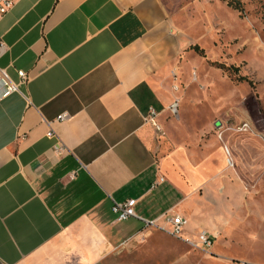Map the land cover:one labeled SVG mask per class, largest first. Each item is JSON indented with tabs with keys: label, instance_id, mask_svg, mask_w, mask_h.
Returning <instances> with one entry per match:
<instances>
[{
	"label": "crops",
	"instance_id": "1",
	"mask_svg": "<svg viewBox=\"0 0 264 264\" xmlns=\"http://www.w3.org/2000/svg\"><path fill=\"white\" fill-rule=\"evenodd\" d=\"M0 43V67L29 77L0 101V264H227L112 210L135 199L138 217L166 230L180 214L183 236L206 232L212 250L239 219L222 149L231 129L221 140L217 120L190 147L145 121L154 109L173 126L169 81L188 50L162 0H19ZM217 250L264 264L251 243Z\"/></svg>",
	"mask_w": 264,
	"mask_h": 264
},
{
	"label": "rangeland",
	"instance_id": "2",
	"mask_svg": "<svg viewBox=\"0 0 264 264\" xmlns=\"http://www.w3.org/2000/svg\"><path fill=\"white\" fill-rule=\"evenodd\" d=\"M162 2L188 50L169 81L173 99L180 101L179 113L173 115L169 110L167 122L173 126L168 131L156 120L157 132L164 139L192 147L201 137L214 135L210 127L217 120L231 129L226 142L234 167L228 168L236 181L233 193L239 219L226 235H215L211 252L197 255L216 256L229 264L237 258L218 256L217 249L239 250V243L264 247V0H241L242 13L225 0ZM194 47L203 50L204 56ZM214 63L233 69L226 72ZM244 125L247 130L232 131ZM241 198L248 201L252 212ZM131 244L138 243L121 246L120 252H131Z\"/></svg>",
	"mask_w": 264,
	"mask_h": 264
},
{
	"label": "built area",
	"instance_id": "3",
	"mask_svg": "<svg viewBox=\"0 0 264 264\" xmlns=\"http://www.w3.org/2000/svg\"><path fill=\"white\" fill-rule=\"evenodd\" d=\"M19 0H0V19H2L17 3ZM0 47L2 48V45L0 43ZM18 80H14L11 75L9 74L8 70L5 68L0 67V101L9 97L10 95L14 93H19L21 91V87L25 85L29 81V77L24 71H18ZM178 87H176V90ZM179 107H180V101L179 99H175L173 104L170 106V111L173 115H176L179 113ZM158 116V113L154 109L150 110V113L147 117H145V121L152 123L158 130H160V127L156 121V118ZM69 118L68 114H63L60 117H58L59 121H65ZM219 129V137L222 140L223 133L225 131V128L222 123L217 125ZM247 125H244V127L235 128L234 130L236 132H243L244 130H247ZM49 136H53V133H50ZM225 152L227 154V164L228 167H234V162L232 159L231 150L228 146H224ZM164 181V179H161ZM137 205V200L130 199L123 203L114 202L112 210L115 215H117L118 221H127L132 218H138L142 220L145 224L146 229H158L166 232L170 236L182 241L186 245H188L193 250L203 251V252H211L214 244L213 236L206 232H202L198 235L196 239H190L183 236V231L185 227L187 226V219L186 217L180 215V214H172V215H166L164 217V222L167 225L171 226L170 230H166L165 227L160 226L157 221H148L144 220L138 217L135 207ZM128 245V243H124L122 246ZM229 264H253L247 261L243 260H231L229 261Z\"/></svg>",
	"mask_w": 264,
	"mask_h": 264
},
{
	"label": "trees",
	"instance_id": "4",
	"mask_svg": "<svg viewBox=\"0 0 264 264\" xmlns=\"http://www.w3.org/2000/svg\"><path fill=\"white\" fill-rule=\"evenodd\" d=\"M227 1L228 3V6L236 11H239L240 13L243 12L244 10V7H243V3L241 2V0H225ZM195 50H198L197 52H199V54L201 56H204V51L199 49V47H194ZM218 68L228 72L230 71L231 69H233L232 67H227L223 64H217V63H214Z\"/></svg>",
	"mask_w": 264,
	"mask_h": 264
}]
</instances>
